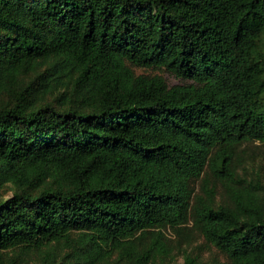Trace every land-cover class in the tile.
<instances>
[{
	"label": "trees",
	"instance_id": "1",
	"mask_svg": "<svg viewBox=\"0 0 264 264\" xmlns=\"http://www.w3.org/2000/svg\"><path fill=\"white\" fill-rule=\"evenodd\" d=\"M251 146L264 0H0V264H148L190 221L215 264H264Z\"/></svg>",
	"mask_w": 264,
	"mask_h": 264
},
{
	"label": "rangeland",
	"instance_id": "2",
	"mask_svg": "<svg viewBox=\"0 0 264 264\" xmlns=\"http://www.w3.org/2000/svg\"><path fill=\"white\" fill-rule=\"evenodd\" d=\"M134 70L137 74H159L170 86L184 83V80L176 78L173 74L163 69L134 68ZM244 159V165L242 166L244 168H239L240 174L248 178L256 177L261 165L264 166V146L249 147V152L247 155L245 154ZM263 171L264 167H262ZM198 190L199 184L197 183L196 191L198 192ZM8 194H10L9 190L4 193V196ZM216 196L218 201L222 200V187L220 185L217 186ZM144 241L145 245H151V239L149 241L148 236L145 237ZM153 253V260L148 262V264H182L185 256L195 257L205 262V264H215L218 261H225V256L208 243L198 231L193 229L191 221L181 226L179 231L171 228L162 230V237L153 245ZM30 258L36 260L33 255ZM119 264H124V262Z\"/></svg>",
	"mask_w": 264,
	"mask_h": 264
}]
</instances>
